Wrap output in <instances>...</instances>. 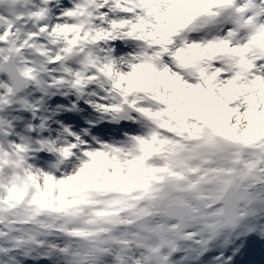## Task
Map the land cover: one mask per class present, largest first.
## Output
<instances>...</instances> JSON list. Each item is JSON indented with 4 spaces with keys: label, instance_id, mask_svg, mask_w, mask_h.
<instances>
[{
    "label": "snow or ice",
    "instance_id": "snow-or-ice-1",
    "mask_svg": "<svg viewBox=\"0 0 264 264\" xmlns=\"http://www.w3.org/2000/svg\"><path fill=\"white\" fill-rule=\"evenodd\" d=\"M0 264H264V0H0Z\"/></svg>",
    "mask_w": 264,
    "mask_h": 264
}]
</instances>
